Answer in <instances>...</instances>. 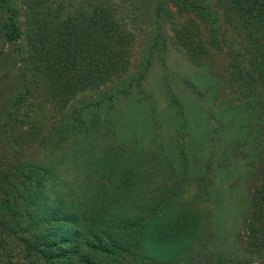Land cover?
<instances>
[{
  "label": "rangeland",
  "instance_id": "1",
  "mask_svg": "<svg viewBox=\"0 0 264 264\" xmlns=\"http://www.w3.org/2000/svg\"><path fill=\"white\" fill-rule=\"evenodd\" d=\"M25 1L12 0L20 40L5 43L0 30V222L17 230L0 227V264H65L22 240L40 235L23 231L33 211L54 207L84 227L118 216L142 218L152 239L182 234L189 249L161 264H264V125L246 113L234 155L209 120L237 102L238 64L257 80L224 1L188 0L203 13L177 0L27 1L53 27L61 3L69 14L103 9L123 38V68L68 102L33 59ZM5 18L0 11V24ZM111 252L92 254L95 264H139L133 250Z\"/></svg>",
  "mask_w": 264,
  "mask_h": 264
},
{
  "label": "trees",
  "instance_id": "2",
  "mask_svg": "<svg viewBox=\"0 0 264 264\" xmlns=\"http://www.w3.org/2000/svg\"><path fill=\"white\" fill-rule=\"evenodd\" d=\"M27 1L24 10L31 54L50 90L61 102H68L80 90L101 85L111 74L123 68L127 56L125 43L122 37L112 33L109 13L103 9L97 13L79 9L69 14L61 3L55 10L58 22L53 27L35 9V4ZM223 1L234 18L237 31L246 40L248 54L257 70L256 80L238 64V70L232 75V83L239 90L237 102L209 115L211 133L221 135L223 149L229 148L236 155L243 116L251 111L257 112L258 122L264 125V0ZM177 2L184 10L203 13L201 6L188 0ZM0 11L6 15L0 24L1 38L5 43L18 42L21 38L19 9L12 0H0ZM143 78L141 74L139 79ZM258 84L263 92L258 90ZM113 99L115 97L110 95L95 104ZM210 141L213 143L212 136ZM213 146L215 151L216 146ZM152 216H149L150 220L159 215ZM30 218L23 231L38 228L40 235L34 236L36 241L22 238L26 248L65 264H95L92 254H109L111 251L112 255L115 252L130 254L132 250L139 264H161L160 257L177 256L188 248L187 241L186 244L181 242L182 234L177 236L169 232L152 239L154 234H147V223L142 218L130 220L114 216L108 224L100 225L90 220V225L84 227L80 216L62 207L49 208L44 213L34 210ZM0 227L12 234L17 233L13 226L4 222H0Z\"/></svg>",
  "mask_w": 264,
  "mask_h": 264
}]
</instances>
